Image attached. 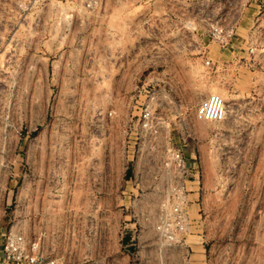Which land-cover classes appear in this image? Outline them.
<instances>
[{
  "label": "rangeland",
  "instance_id": "obj_1",
  "mask_svg": "<svg viewBox=\"0 0 264 264\" xmlns=\"http://www.w3.org/2000/svg\"><path fill=\"white\" fill-rule=\"evenodd\" d=\"M234 2L0 0V151H16L15 158L8 152L0 157L1 168L8 161L14 166L9 182L0 169V242L9 229L28 239L25 219L30 207L26 199L30 179L55 180L66 174L63 169L70 165L106 163L111 166L113 190L121 195L117 186L127 161L122 151L136 147L138 107L146 102L155 112L168 116L175 113V129L183 138L185 132H191L184 138L183 150L264 151V0H257L260 6L252 15L243 12L247 18L239 31L244 41L242 49L249 53L250 91L252 94L254 87L255 92L250 104L246 103L244 77L240 78L239 94L232 96L217 89L211 71L207 83L200 80L196 62L187 58L152 59L153 48L168 31L178 53L194 57L202 45L199 40L216 44L208 35L210 26L215 22H237L241 13L234 10ZM157 20L170 21L172 27H153L152 21ZM203 93L217 94L228 102L225 117L238 120L235 126L244 132L239 138L205 137L223 124L194 115ZM232 97H237L238 104L230 101ZM234 176L238 179L233 182L204 184L199 209L194 205L192 212H210L209 218L215 212L226 214L232 210L241 214L249 209L264 212V188L257 181H249L247 170ZM39 183L33 187L37 195L43 189L45 196L47 187ZM123 194L128 195L126 190ZM249 197L256 199V204H249ZM233 199L238 202L232 203ZM120 203L119 198L113 199L111 264H123L125 254L120 239L127 221L121 213L127 209ZM33 207L44 212V222L61 225L58 231L65 237L62 263L84 259L83 253L70 251L71 240L66 238L71 236L72 228L76 231L77 223L81 229L87 224L81 218L71 219L76 211L71 201L52 195L40 203L38 196ZM79 210L82 214L87 205L81 204ZM216 224L226 227L225 220L208 222L209 227ZM202 238L216 244L263 245L264 229H253L249 235ZM41 242L39 238L46 258L57 263L60 249L56 252L52 244Z\"/></svg>",
  "mask_w": 264,
  "mask_h": 264
},
{
  "label": "crops",
  "instance_id": "obj_2",
  "mask_svg": "<svg viewBox=\"0 0 264 264\" xmlns=\"http://www.w3.org/2000/svg\"><path fill=\"white\" fill-rule=\"evenodd\" d=\"M259 6L257 0H252L243 9L239 20H237L235 36L232 38L231 43L225 47L199 40L198 44L201 43L202 45L197 49L194 57L190 53H178L175 49V39L173 36H170V32L168 31L166 35L158 40L157 49L153 48L151 52L152 59L173 60L175 58H187L191 62H196L199 66L200 80L203 79L207 83L211 71V77L216 79L217 89L232 96L239 94L240 78L244 77L248 91V93H245L248 95L246 103L250 104L251 99L254 98L252 95L255 92L254 87L252 94L250 91L249 74L251 71L249 53L242 49L244 48V41L239 31L245 27L244 20L247 18L243 15V12L247 14L250 12L249 14L252 15ZM152 26H162L170 29L172 23L170 21L160 22L157 20L152 21ZM240 67L241 73L239 72ZM166 69L167 72L171 70L169 66ZM245 94L243 95L244 98L247 96ZM205 96V93L201 94L202 98ZM230 101L238 104L237 97H232ZM163 113L172 125L171 135L174 139H177L180 132L176 131L177 128L175 127L176 114L170 113L168 116L165 112ZM221 123L223 126L219 130L207 133L205 137L208 138L209 135H212L237 139L244 133L238 129V126H235L238 124L237 119L227 116ZM190 136V131L185 132V139ZM253 138L256 139L255 136ZM183 151L188 165L191 167L193 179L189 183L190 192L188 197L190 202L186 207L190 219V228L189 232L184 236L181 245H173L159 251L155 233L150 224L149 211L152 205L145 200V195L136 197V191L131 187L128 180L129 170L122 169L120 172V181L117 187L121 188L119 192L121 195H116L112 187L111 166L106 163L97 164L94 162L83 166L70 165L63 169L66 174L57 176L55 180L37 179L33 182L30 179L29 194L27 192L26 195L30 207L25 219L27 221L28 231L26 230V235H28V239L34 237L41 238L43 245L47 243L49 245L52 244L56 252L60 249L59 252L62 253L61 259L57 260L55 264H68L62 263L63 252L65 250V237L58 231L61 225H58V223L50 225L44 222L46 220L44 212L41 209L37 211L33 207V203L36 202L38 196L40 203L45 196L54 195L57 198H66L71 201L73 208L76 209V211L73 210L71 213V219L79 221L81 218L87 221V224L83 226L84 229H81L77 223L76 231L72 228L71 236L66 237L71 240L70 251L83 253V257H85L84 259L73 261L71 264H111L112 203L113 199L119 198L120 202H122L120 204H125L124 207L127 209L125 213H121L122 219L127 221L124 222L125 233L120 239V246L125 251L122 259L123 264H130V260L131 262L135 261V264H264V244H216L214 241L208 243V240L205 241L202 238L209 235H249L253 229H264V212L260 211L259 213V211L249 209L248 212L241 214L232 210L226 214L215 212L211 214L210 218L208 216L210 212H198V204L201 203L200 199H202V187L204 184H217L222 180L233 182L238 179L234 174L239 173L240 170H247L249 181H257L259 186L264 188V151H256L254 148L248 149V151H209L204 148H200V151ZM6 152L15 158L16 151H0V157ZM13 168V164L9 161L2 168L0 165V169L5 174L7 182L10 181L9 176ZM35 182H40L39 184L42 187H47V190L45 189V196L43 189L37 195L33 187ZM45 183L50 184V186H44ZM117 187H115L116 190ZM52 188L55 190V193L49 192V189ZM125 190L128 193L126 196L123 194ZM231 202L236 204L238 200L233 199ZM256 202V199L252 200L251 197L248 198L249 204H256ZM260 202L261 200L258 201V203ZM81 204L87 205V210L83 211L82 214L79 210ZM194 205L198 209L192 212V208H195ZM212 219L216 220V222L225 220L226 227L220 228L218 224L215 227H209L208 222ZM239 220L246 223H237ZM259 221H262V223ZM257 222H259V225ZM240 225L244 226L240 227ZM252 233L255 232L253 231ZM128 248L132 251L128 252ZM184 252L188 253V261H185Z\"/></svg>",
  "mask_w": 264,
  "mask_h": 264
},
{
  "label": "built area",
  "instance_id": "obj_3",
  "mask_svg": "<svg viewBox=\"0 0 264 264\" xmlns=\"http://www.w3.org/2000/svg\"><path fill=\"white\" fill-rule=\"evenodd\" d=\"M252 0H235L233 8L242 13ZM90 1L86 3L89 6ZM236 20L224 24L215 22L208 35L221 47L231 43L235 36ZM229 104L219 95L210 93L194 107V115L209 122L222 121ZM138 129L133 151H122L126 157L124 170L136 197L145 195L152 205L150 224L155 233L158 250L181 245L189 232V183L193 179L183 151L184 138L179 134L174 141L171 124L162 112H155L149 102L139 105L136 116ZM185 261L188 253L184 252ZM0 264H55L43 255L39 238L26 239L17 231L8 230L0 242Z\"/></svg>",
  "mask_w": 264,
  "mask_h": 264
}]
</instances>
